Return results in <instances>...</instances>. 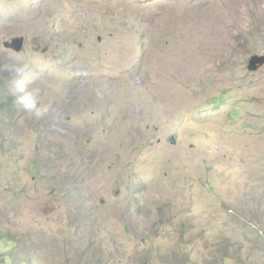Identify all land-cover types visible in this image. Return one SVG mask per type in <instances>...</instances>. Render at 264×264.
Returning a JSON list of instances; mask_svg holds the SVG:
<instances>
[{
    "label": "rangeland",
    "instance_id": "374dc122",
    "mask_svg": "<svg viewBox=\"0 0 264 264\" xmlns=\"http://www.w3.org/2000/svg\"><path fill=\"white\" fill-rule=\"evenodd\" d=\"M253 54L264 0H0V84L17 98L0 110V232L20 234L16 259L264 264Z\"/></svg>",
    "mask_w": 264,
    "mask_h": 264
},
{
    "label": "trees",
    "instance_id": "16d2710c",
    "mask_svg": "<svg viewBox=\"0 0 264 264\" xmlns=\"http://www.w3.org/2000/svg\"><path fill=\"white\" fill-rule=\"evenodd\" d=\"M17 98L14 96L8 97L4 91V87L1 86L0 84V110H3L5 113L11 114V112L14 110ZM5 241L7 243L12 242V248L8 249L5 253V257L7 260L4 258L1 259L0 264H32V261H27L25 260H17L16 258L19 255V249L18 245L21 241V236L19 233L16 232H11V231H1L0 232V242ZM24 252H27L26 254L28 255L29 258H32V255L30 253V250H24ZM76 264H82L81 263H76ZM83 264H89L88 262L83 263ZM92 264H99V262L92 263Z\"/></svg>",
    "mask_w": 264,
    "mask_h": 264
},
{
    "label": "water",
    "instance_id": "95a60500",
    "mask_svg": "<svg viewBox=\"0 0 264 264\" xmlns=\"http://www.w3.org/2000/svg\"><path fill=\"white\" fill-rule=\"evenodd\" d=\"M25 44L24 36H15L9 40H5L3 45L6 48L12 49L16 52L22 51ZM264 65V54H253L248 61V69L250 71H256ZM172 143H174L173 137H171Z\"/></svg>",
    "mask_w": 264,
    "mask_h": 264
},
{
    "label": "clouds",
    "instance_id": "9594fccd",
    "mask_svg": "<svg viewBox=\"0 0 264 264\" xmlns=\"http://www.w3.org/2000/svg\"><path fill=\"white\" fill-rule=\"evenodd\" d=\"M25 69H26V66H25V67L18 68V69H16V71H17V73H23V72L25 71ZM17 88H18L21 92L24 91V82H23V80H20V81L17 82ZM26 95H28V96H32V93H27ZM23 99H24V98L21 97V98L19 99L18 102L23 103ZM25 107H28V108H33V107H35V100L33 99L32 103H30V104H26ZM46 110H47L46 108H44V109H39V108H37V109H36V115H37V116H40V115H42L43 112L46 111ZM32 264H40V261H39L35 256H33V257H32Z\"/></svg>",
    "mask_w": 264,
    "mask_h": 264
}]
</instances>
